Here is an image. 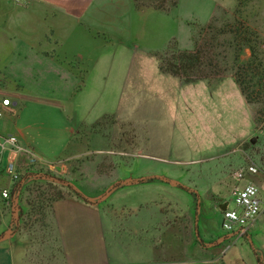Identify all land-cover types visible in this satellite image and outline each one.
<instances>
[{
    "label": "rangeland",
    "instance_id": "obj_1",
    "mask_svg": "<svg viewBox=\"0 0 264 264\" xmlns=\"http://www.w3.org/2000/svg\"><path fill=\"white\" fill-rule=\"evenodd\" d=\"M161 1L139 0V3L150 5ZM241 1L247 5L241 13L240 20H244L248 31L255 35L252 38L259 42L264 61V0ZM165 2L163 1L162 5ZM237 3L238 0H178L167 11L149 8L142 12L139 21L144 27L141 29V35L136 36L134 45L138 48H135L132 70L128 75L122 73L121 59L117 62L114 60L109 69L95 68L91 72V65L87 62L90 74L85 77L83 74H63V70L52 65V62L59 65L62 60H46L47 62L42 65L34 59L6 58L4 56L6 53L2 51L0 45V98L6 95L11 102H17L14 106L15 114L11 113L12 120L15 121L16 127L21 125L29 137L34 139V147L44 155L43 159H39L31 167L32 171L40 169L44 173L68 180L79 191H83L88 199L94 200L106 195L108 188L104 190V186L114 181L116 176L124 175L120 172L122 168L119 165L138 167L144 162L152 164L157 162L165 166L168 172L161 178L172 180L183 188L192 189L198 195H203L205 200H212L214 206L210 231L212 235H223L225 231L221 227L220 205L227 202L228 208L235 207L231 193L236 185L242 183V180L236 179L235 172L245 167L248 159H251L256 162L260 171L254 176L246 175V179L254 181L259 186L263 212L264 116L261 115L262 120L258 122L254 131L257 105L246 103L239 87L229 75L220 81L213 80L211 85L206 81L187 83L188 85H183L180 89L174 88L172 95L166 99L168 92L164 91L165 82L159 79L162 77L159 75L154 55L156 52H163L172 43L181 49L193 47L192 35H195L200 26L205 25L212 17L219 19L220 22L230 18ZM223 49L227 50L226 43ZM213 50L219 53L222 47L214 46ZM227 53L231 55L230 51ZM248 56L249 49L245 48L241 58L246 60ZM74 71L77 72V68ZM84 81L86 88L83 86ZM149 88L152 89V94L158 93V96L152 95L151 99L173 98L177 102L176 107L169 105L168 108L181 114L175 115V131L171 122L167 123L164 129L169 135L175 133L174 138L169 140L174 152L172 156L167 155L162 160L150 158L144 161L142 157L137 156L143 149L142 110L143 100L145 97L148 98L144 97L145 89ZM126 107L129 108L132 120L129 125L121 123L115 115V110ZM106 110L114 112L113 123L107 117L94 129L85 128L82 121L93 123L94 119L99 117L98 113ZM1 126L0 124V129ZM71 128L77 133V137L82 138L79 139L75 150L69 152L70 154L66 153L65 156L64 147ZM122 130L135 134L127 135L129 145L121 140ZM94 131L104 137L111 152L100 153L101 150H97L93 139ZM12 133H15V130ZM14 135L19 138L18 134ZM243 138L245 139L242 141ZM251 138H254L253 143L250 142ZM127 148L131 151L130 156H121L119 152L126 151ZM5 153L1 155L0 170L4 166ZM212 155L215 157L211 158ZM55 157L61 159L56 162L58 165L50 168L48 163L54 162ZM66 157L70 158L65 160ZM97 165L101 167V172L96 171ZM112 166L115 167L111 168ZM124 178L131 179L132 174H126ZM10 182V177L0 172V191L2 186L10 187ZM59 190L65 196L70 195L65 187L37 179L28 183L27 190L23 193L24 202L27 198L33 200L36 205L32 209L27 208L28 213L23 215L24 223L20 229H23L26 240L30 241L31 250L42 249L39 256L48 254L49 259L56 258L53 257L56 245L51 231L49 209L45 202ZM100 190L102 191L99 192ZM188 196L195 198L191 192H188ZM38 199L43 201L42 205H37ZM4 201L6 199L3 198ZM5 210L9 215L12 214L13 210L9 207ZM17 214L18 211L14 216ZM261 220L264 222V213ZM181 223L184 232L188 226V234L184 233L183 244L186 242L196 244L199 234L197 225L200 226L201 218L199 222L195 218L194 225L191 217L183 219ZM11 225L16 228L13 222ZM199 235L206 240L201 233ZM248 245L244 244L246 249ZM166 256L169 258L170 254Z\"/></svg>",
    "mask_w": 264,
    "mask_h": 264
},
{
    "label": "crops",
    "instance_id": "obj_2",
    "mask_svg": "<svg viewBox=\"0 0 264 264\" xmlns=\"http://www.w3.org/2000/svg\"><path fill=\"white\" fill-rule=\"evenodd\" d=\"M148 9H136L132 0H27L23 3L0 0V45L6 58L34 59L42 65L46 60H62L59 65L53 62L52 65L63 70V74H83L85 77L95 68L109 69L114 60L121 59L122 73L128 75L138 48L134 42L144 27L139 16ZM87 62L91 65L89 73ZM158 72L162 77L159 79L165 82L164 91L168 92L166 99L172 95L174 88L188 85L175 76ZM83 84L86 88L85 81ZM151 90L145 89L144 97L148 98H144L142 110L143 149L137 156L144 161L172 156L174 152L169 140L174 138L175 133L169 135L164 129L171 122L175 131V115L181 114L168 108L169 105L176 107L177 102L173 98L151 99L152 95L158 96ZM5 97L9 98L6 95L0 98V134L7 136L15 130L12 134L19 135V138L14 135L18 145L30 147L38 161L43 159V153L34 147V139L21 125V128L16 127L12 120L17 102H11L10 106L1 105ZM128 110V107L115 110L117 120L127 125L132 122ZM113 113L100 111L93 123H82L85 128H92L102 116ZM94 132L97 150H101L100 153L111 152L104 137ZM76 134L71 128L64 147L67 154L75 150L82 138ZM129 134L135 136L134 132L127 130L120 132L121 140L128 145ZM10 149L8 146L4 150V166L0 170L7 177ZM125 150L119 154L129 157L131 151H128L129 148ZM61 157H55V161L48 166L58 165L56 162ZM20 158L18 155L16 165ZM119 166L124 175L116 176L111 185L104 186V190H108L103 197L91 200L79 191L80 196L66 195L51 203L49 220L56 245L54 259H49L48 254L40 257L42 249L31 250L23 229L12 227L11 214L5 210L9 206L8 201L3 202L0 195V264H264L261 256L264 254V222L261 220L264 211L249 224L243 237L226 232L212 235L210 220L214 203L211 199L205 200L196 191L161 178L167 169L157 162H144L138 167ZM128 173L132 174V178L125 180L124 176ZM114 183L120 185L112 187ZM188 192L193 193L195 198L189 197ZM189 217L193 218V225L195 218L198 222L201 218L200 226L197 225L198 233L206 240L197 234L196 244H183L188 226L184 232L181 221ZM245 243L249 244L248 249ZM168 253L169 258L166 256Z\"/></svg>",
    "mask_w": 264,
    "mask_h": 264
},
{
    "label": "trees",
    "instance_id": "obj_3",
    "mask_svg": "<svg viewBox=\"0 0 264 264\" xmlns=\"http://www.w3.org/2000/svg\"><path fill=\"white\" fill-rule=\"evenodd\" d=\"M132 1L136 9L152 8L154 10L167 11L178 0H168L166 2L162 0L160 3H150V5H142L139 0ZM163 1L165 2L164 5H162ZM246 5L241 0H238L230 18H225L220 22L219 19L212 17L209 22L200 26L195 35H192L193 47L181 49L172 43L163 52H156L154 55L157 59L158 70L161 73L175 76L182 82L206 81L207 83H212L213 80L220 81L229 75L239 87L245 101L257 105L254 115V126L256 129L258 122L262 120L260 117L264 116V61L262 58L263 51L259 47V42L252 38L255 35L248 31L247 26L244 24L245 21L240 20L241 13ZM225 43L227 44V50L223 49ZM214 46H220L222 50L219 53L215 52L213 50ZM245 48L249 49V56L246 60H243L241 55ZM227 51H230L231 55ZM228 56L231 58H228ZM107 117L112 123L114 122L115 119H113L112 115H104L94 123L92 129ZM66 152L67 149L64 154ZM100 168L98 166V171L101 172ZM37 179H43L51 185L65 187L70 195H81L70 181L44 173L40 169L33 172L30 166L16 182L11 184L10 196L6 199L8 207L13 210L11 211V222L16 227H21L24 223L23 215H27V208L30 207L32 209L36 205L31 199L26 198L24 202L23 193L27 190L28 183ZM117 185L120 184L114 183L112 187ZM63 197L65 195L59 190L46 200L45 205L48 207L49 213L51 212V203ZM38 203L37 205H42L43 201L38 199ZM16 211H18V214L14 216Z\"/></svg>",
    "mask_w": 264,
    "mask_h": 264
},
{
    "label": "built area",
    "instance_id": "obj_4",
    "mask_svg": "<svg viewBox=\"0 0 264 264\" xmlns=\"http://www.w3.org/2000/svg\"><path fill=\"white\" fill-rule=\"evenodd\" d=\"M18 3L26 2L27 0H14ZM8 101V103H5ZM11 101L5 97L1 100V105L10 106ZM2 112L0 110V120ZM10 149L6 172L10 176L11 183L16 182L26 171L28 167L38 161L37 156L34 154L30 147H21L17 143L14 135L2 136L0 134V162L1 155L5 149ZM20 155L19 163L16 165L15 160ZM245 167L239 168L235 172L236 179L242 180V183L236 185L231 193V200L234 202L235 207L228 208V203L225 204V209L222 212L221 227L227 233H233L238 238L243 237L248 229L249 224L262 210V199L260 196L259 186L251 180L246 179V175L254 176L259 173L260 169L254 160L248 159ZM1 197L8 199L10 196V188H3L1 190Z\"/></svg>",
    "mask_w": 264,
    "mask_h": 264
},
{
    "label": "water",
    "instance_id": "obj_5",
    "mask_svg": "<svg viewBox=\"0 0 264 264\" xmlns=\"http://www.w3.org/2000/svg\"><path fill=\"white\" fill-rule=\"evenodd\" d=\"M250 142L253 143L254 142V138H251ZM224 209H225V204L220 205V210H224Z\"/></svg>",
    "mask_w": 264,
    "mask_h": 264
},
{
    "label": "snow or ice",
    "instance_id": "obj_6",
    "mask_svg": "<svg viewBox=\"0 0 264 264\" xmlns=\"http://www.w3.org/2000/svg\"><path fill=\"white\" fill-rule=\"evenodd\" d=\"M5 103H8V101H5Z\"/></svg>",
    "mask_w": 264,
    "mask_h": 264
}]
</instances>
